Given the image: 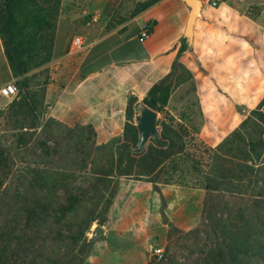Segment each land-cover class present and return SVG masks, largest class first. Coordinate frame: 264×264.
<instances>
[{"label":"trees","instance_id":"trees-1","mask_svg":"<svg viewBox=\"0 0 264 264\" xmlns=\"http://www.w3.org/2000/svg\"><path fill=\"white\" fill-rule=\"evenodd\" d=\"M160 1L138 3L130 18ZM61 8L62 0H0L3 51L10 74L24 89L0 110V119L19 130L16 142L30 147L28 153L33 158L29 165L18 167L0 153V194L12 192L14 200L10 202V217L0 213V264H90L93 243L88 234L95 223L105 225L108 221L121 179L151 183L161 196L160 209L168 225L160 186L204 189L202 217L209 206L212 212H225L231 204L225 195H238L240 200L231 209L233 220L218 221L216 214L210 216L214 222L208 233L212 246L206 248L200 264H225L227 258L235 259L237 248L247 243L240 232L249 226L264 228V95L238 127L211 146L199 129L188 123L187 115H176L170 109L177 86L188 79L198 80L178 60L172 72L154 84L141 102L137 95H130L119 137L98 144L91 124H77L76 130L50 117L40 125L48 81L38 72L53 59ZM156 25L157 20L152 19L144 27L152 33ZM191 50L192 36L185 34L178 57ZM260 66L264 68V62ZM257 77L263 79L264 75L258 73ZM144 105L159 114L158 135L137 151V123ZM37 126L43 134L34 137L26 133ZM248 192L254 195L249 194L245 201L243 195ZM219 230L226 232L224 241L218 239ZM198 232L200 227L185 234L170 224L162 261L150 259L146 264H180L174 257V246L178 245L174 237L194 235L200 241ZM253 234L257 245L263 243L260 233L249 235ZM236 262L242 264L240 260L226 264Z\"/></svg>","mask_w":264,"mask_h":264},{"label":"crops","instance_id":"crops-1","mask_svg":"<svg viewBox=\"0 0 264 264\" xmlns=\"http://www.w3.org/2000/svg\"><path fill=\"white\" fill-rule=\"evenodd\" d=\"M144 1L118 4L131 8L130 17L138 3ZM200 1L192 50L181 57V38L186 34L191 12L185 0H162L125 22L114 26L111 23L103 36L98 35L102 24L99 29L86 25L93 29L84 32L71 18L63 26L59 22L51 62L54 70L46 94L52 116L70 126L91 124L97 143H106L122 134L130 95H137L141 102L154 84L172 72L178 60L195 75L223 66L232 72L234 81L240 82L241 72L247 71L245 86L263 87L264 78L257 74L264 75L260 66L264 62V0H216L218 8L211 6L212 0ZM152 19L157 20V25L150 38L140 43L137 52L129 53L128 41H138L140 29ZM130 23L134 31L125 38L123 33ZM75 36L84 39L82 50L87 51L82 54L71 48ZM105 41L107 46H103ZM107 55L111 59L104 63L102 59ZM6 66L10 72L8 61ZM160 190L170 223L187 229L198 220L201 195L173 185L160 186ZM160 202L161 196L153 191L151 183L121 179L108 221L101 225L103 233L88 256L89 263L146 264L152 258V247L168 236L169 225L164 222Z\"/></svg>","mask_w":264,"mask_h":264},{"label":"rangeland","instance_id":"rangeland-1","mask_svg":"<svg viewBox=\"0 0 264 264\" xmlns=\"http://www.w3.org/2000/svg\"><path fill=\"white\" fill-rule=\"evenodd\" d=\"M112 1H116L114 2V5L112 4ZM120 1L123 2L128 0H62V11L58 19V23L60 22L61 26H63L66 23L67 19L71 18L77 28H82L84 29V32H88V30L90 28L92 30L93 27H86V21L91 16L98 15L100 17V21L95 24L96 27L94 28L99 29L102 24L103 30L101 32H98V35L103 36L108 31V28L111 27V23L112 26H114L115 24L125 22L130 18L129 12L131 11V8L129 9L128 5L120 7V4H118ZM117 10L119 12H126V14H122L124 17L120 13L116 12ZM253 12L255 11L253 10ZM133 27L134 24L130 23L125 29L123 37L127 38L129 35H131L134 31ZM104 43L107 44H103V46L108 45V41H105ZM141 44L138 41H128L126 48H128L129 53L137 52V50L141 48ZM74 51H78L79 54H82L87 50L81 49V51ZM117 54L119 55L121 53L117 52ZM110 59L111 57L108 58L107 55V57H104L102 60L104 63H107ZM6 61L7 60L0 38V87L10 81H14L17 83V78L13 77L10 74L8 67L6 66ZM51 65L52 64L50 63L44 70L38 72L46 75L48 84L51 82L52 72L54 70ZM223 68V66H219L218 68H216V70L211 72L201 74L197 73L198 75L196 76L198 80H185V82L177 86L170 100V109L172 110V112L176 115H181L182 113H184V115H187L189 118L188 123L193 127L198 128L202 139L211 146L217 145L231 131L238 127L240 123L249 115L250 111L254 108L259 99L264 95V86L256 88L249 87L247 85L245 86V82L243 81L248 77L247 71L241 72L242 81L239 82L234 81V77L230 70L226 71ZM182 74L184 75V73ZM184 76L185 78H187L186 75ZM39 81H43V78L40 77ZM17 85L19 92L20 90H24L22 89L21 84L18 83ZM18 94L15 98L18 97ZM15 98L0 97V110L5 109L6 106ZM41 110L42 112L40 114V125H43L45 120L53 117L51 103H47V101L45 100V103ZM77 124L68 126L79 130ZM87 125L89 124L83 125V127H86ZM18 131L19 130H15L10 124L5 123L0 119V153H4L3 159H10L16 166L24 167L29 165L33 161V158L28 153L30 151L28 150V148L30 147L25 148L22 144H17L16 135ZM26 133L34 135V137L38 136L39 133L43 134L41 127L38 126L35 129H27ZM173 186L193 190V192L201 195L202 207L198 216V220L191 224L187 229L179 228L176 226L177 228L183 230V233L185 234L200 227V232H198V234L201 240L199 241L198 239L194 238V235L185 236V234H177L173 240L175 243H178V245L176 246H174L173 243V246L175 247L174 257L175 260L178 261V263L200 264L203 261V258L201 257L204 251H206V248L212 246V241L208 233L210 234V230L212 229L214 222L211 221L210 216L212 215V213L216 214L218 221L226 218L229 219V217L233 220L235 214L231 212V209L232 206H235L233 205V203L240 200V198L238 195L233 196L227 193L225 195V199L231 204L228 206V208H226L225 212H212V208L209 206V213L207 212V214H203L204 217H202L204 198L206 195L205 190L201 188H193L191 186ZM243 191L246 194V190ZM216 193L221 194L219 192ZM4 194H0V204L4 205L3 208L1 206L0 213H2L4 217H6V215L10 217L12 212V203L10 202L14 201L13 198H11L12 192H8L5 196H1ZM249 194L252 193L248 192L247 195H243L245 201L247 200ZM255 194L257 193L255 192ZM202 218H204L203 223H201ZM170 224L173 223H169V225ZM95 225L99 224L95 223L93 225L90 233L88 234L89 237L91 236ZM263 230V227L256 229L249 226L247 229L241 231V239H246L249 246L247 245V243L244 244V246L239 245L241 247L237 248L238 252L236 258H227L225 264L231 262L235 263V260H240L242 264H264V240L263 243L257 245L256 235H249L251 233L258 232L264 237ZM219 234L220 235H218V239L220 241H224V237L222 236H226V232H221L219 230ZM184 237L189 238L188 242H185ZM158 243V245L162 247L165 252L167 240ZM213 244L216 245L217 241L213 242ZM151 259L154 258L152 257ZM155 261L157 262V260ZM236 264L240 263L236 262Z\"/></svg>","mask_w":264,"mask_h":264},{"label":"water","instance_id":"water-1","mask_svg":"<svg viewBox=\"0 0 264 264\" xmlns=\"http://www.w3.org/2000/svg\"><path fill=\"white\" fill-rule=\"evenodd\" d=\"M191 6V12L187 22L186 35L191 37L193 34L196 19L200 16L201 1L200 0H185ZM158 120L159 114L150 107L144 105L140 112V118L137 126L139 130V142L136 150L141 151L151 138L158 135ZM103 233L101 225H96L89 237V242L94 243Z\"/></svg>","mask_w":264,"mask_h":264},{"label":"built area","instance_id":"built-area-1","mask_svg":"<svg viewBox=\"0 0 264 264\" xmlns=\"http://www.w3.org/2000/svg\"><path fill=\"white\" fill-rule=\"evenodd\" d=\"M210 4L214 8L219 7V3L216 0L210 1ZM100 21V17L98 15L91 16L87 21L86 25L93 26ZM151 33L146 27L140 29L137 39L140 43L146 42L150 38ZM84 39L80 36H75L72 39L71 48L73 50H81L84 48ZM19 92L18 85L14 81H10L8 83L3 84L0 87V97H7V98H15ZM151 256L160 261L164 257V250L159 245L152 247Z\"/></svg>","mask_w":264,"mask_h":264}]
</instances>
